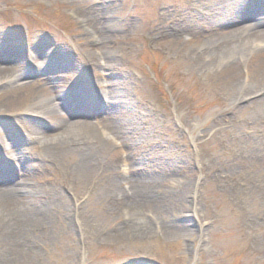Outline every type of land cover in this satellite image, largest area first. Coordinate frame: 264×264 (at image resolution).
Returning <instances> with one entry per match:
<instances>
[{"label":"rangeland","instance_id":"1","mask_svg":"<svg viewBox=\"0 0 264 264\" xmlns=\"http://www.w3.org/2000/svg\"><path fill=\"white\" fill-rule=\"evenodd\" d=\"M220 1L0 0V68L18 70L29 59L19 74L34 80L29 74L43 69L46 59L61 65L58 54H65V77L73 69L84 76L77 84L92 106L107 108L109 93L118 92L130 118L78 112V92L63 90L68 100L58 109L67 121L128 129L129 146L103 134L110 149L102 158L101 147L89 141L88 154L98 162L81 171L76 154L34 159L33 176L42 178L54 209L40 227L22 226V244L0 229V258L24 247L35 248L33 264H264V84L251 80L256 48L253 40H240L231 50L228 59L238 60L234 84L210 56L215 44L238 41L227 36L230 30L255 18L236 27L212 24L216 16L209 17V8L215 5L217 17L228 22L244 15L247 4L248 13L255 9L251 1ZM256 11V19L264 20V7ZM105 21L103 39L96 28ZM86 75L102 91H91ZM9 115L0 117V129L24 182L18 158L27 138ZM26 118L48 126L41 117ZM42 129H35V140L45 135ZM149 176L158 184L154 208L123 203L134 193L132 181ZM143 224L150 229L141 231Z\"/></svg>","mask_w":264,"mask_h":264},{"label":"bare ground","instance_id":"2","mask_svg":"<svg viewBox=\"0 0 264 264\" xmlns=\"http://www.w3.org/2000/svg\"><path fill=\"white\" fill-rule=\"evenodd\" d=\"M250 1L253 2L252 7L253 10L255 9L254 14H252V12L248 13L252 8H250L251 4H247L244 7L246 13L237 16L233 22H228L225 19L217 17L215 13L217 7L215 8V5L209 8L211 10L209 12L210 15L208 14L209 17L216 16L214 17L215 20L213 17L211 18V22L213 21L212 24L222 21L223 23H230L231 26L236 27L250 18H255V22L252 24L239 26V28L232 29L227 33V36L237 38L238 41L235 43H223L220 39H213L212 42L216 43L220 41L221 44H215L216 47L213 48L210 56L212 57L211 59H213L211 63H213V61L220 62L222 66H225L227 79L230 84H234L236 76L235 69L237 67L236 65H238V60L235 59V62H233L228 59L231 55L230 52L236 49L237 43L240 40H253L254 43L252 46L256 48V51L252 55L253 60L251 65L253 66V73L251 72V80L253 83L261 86L264 84V20L260 18L256 19V10L259 11V9L264 7V0H221L219 4H228L232 6L234 3L244 4ZM205 19H207V17H205ZM97 27V34L103 35L104 39V35L107 33V21H105V23L99 22ZM103 39L100 43L103 42ZM0 46L2 47V45ZM27 51L35 55L30 46H27ZM257 54L263 55V61H258L260 56H256ZM58 57V60L61 59L60 61H62L60 62L61 65L50 64L51 61L49 62V60L46 59L43 69H38L37 71L33 70V72L29 74L32 75L34 79L29 81L23 80V75L19 74L23 68L27 67L29 59L23 61L18 67V70L16 68H0V117L3 114H10L9 116L15 117L23 132L24 138H27L25 144H21V151L19 152L18 158L20 164L18 167L26 177L24 182H20L17 178V170H14L15 165L11 163L12 161L9 159V154H12L14 151L10 148L9 140L0 129V150L3 149L5 154V157L1 156L0 158V229L6 230L9 232L8 234L11 233V235H13L12 237L15 239V243L19 242V244L20 242L22 244L24 239L21 229L26 227L28 229L40 227L41 223H44L46 220L47 214H49L55 206L52 199L47 200L44 196L45 185L42 182V178L37 179L33 176L35 171L38 170V168H35L32 164L34 159L36 160L46 153L54 156L67 153L76 154L79 157L78 171H81L82 168H90L93 164L98 162L97 158L88 154L93 149V145L90 144L89 141L93 144L95 143L96 147H101L100 154L102 158L106 155L108 156L107 153H109L108 150L110 149L108 140L102 138L103 134L111 135L110 137L114 140L119 137L120 140L124 141L125 147L129 146L128 144L130 142L125 139V133H129L128 129L121 131L116 125L114 127L111 126V123L107 126L112 130H109L107 127H102L100 123L69 122L59 112L58 107L60 103L68 100L65 95H62L63 90H76L78 95L75 97L74 103L78 112L92 114L94 112L99 114L100 111H103L105 113L104 116L112 121H117V119L130 121L128 113L122 108L124 107L123 103H125V100H123L121 93L110 92L109 95H111L112 99L108 102L110 104L105 109L101 104L98 108L94 107V105L92 106V102H89L90 100L87 99L86 93L82 92L80 85L78 86L77 84L80 80H83L84 76L78 75L73 69L72 71L74 74L70 77H65L63 69L69 67V61L66 60L67 57L65 54H58ZM108 67L111 68L112 65ZM86 76V78L92 82L91 84L87 82V86H89L91 91L101 90V85L97 80L95 81L96 84H94L92 77L89 75ZM114 85V83L109 85L112 89L111 91H113ZM115 103H120L119 108H115ZM30 114L39 118L41 117L43 121L48 124L47 128L49 131H54L55 133L51 135L46 134V132H44L45 127L42 129V126L38 124L41 122L40 120H28L26 118V115ZM36 128L42 129L40 132L42 131L45 133V135L41 133L42 137L37 140L34 139V131H36ZM28 144H33L34 146H32L34 149L24 147V145ZM154 182L152 176L146 177L145 179L136 178L131 184V190L134 193L130 196V199L128 197H123L122 202L132 203L133 206H138V204L144 206L150 205L154 208V204L156 205L157 201L153 196V192L156 189L158 190V184ZM114 184L116 183L113 181L112 188H115ZM125 194L127 195V193ZM132 196H134V198H132ZM141 227V231L143 230L144 232L150 229L147 224H143ZM178 232L185 233L186 230L180 229ZM13 248H10L9 251L3 254L4 256L0 258V264H33L36 260L37 252L35 248L25 249L22 247L20 251L18 248Z\"/></svg>","mask_w":264,"mask_h":264}]
</instances>
